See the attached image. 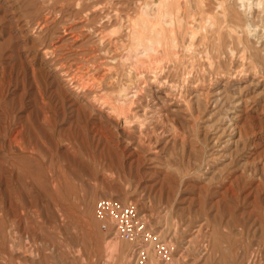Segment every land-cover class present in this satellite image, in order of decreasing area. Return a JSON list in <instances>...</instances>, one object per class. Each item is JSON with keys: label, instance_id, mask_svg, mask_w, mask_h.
Returning <instances> with one entry per match:
<instances>
[{"label": "rangeland", "instance_id": "rangeland-1", "mask_svg": "<svg viewBox=\"0 0 264 264\" xmlns=\"http://www.w3.org/2000/svg\"><path fill=\"white\" fill-rule=\"evenodd\" d=\"M139 257L264 264V0H0V264Z\"/></svg>", "mask_w": 264, "mask_h": 264}, {"label": "built area", "instance_id": "built-area-1", "mask_svg": "<svg viewBox=\"0 0 264 264\" xmlns=\"http://www.w3.org/2000/svg\"><path fill=\"white\" fill-rule=\"evenodd\" d=\"M95 214L100 219L110 222L114 232L123 239L133 240L137 256L142 255L138 243L144 235L145 224L138 214L135 205L131 202H122L115 198L99 197L96 199ZM138 264H143V258L139 257Z\"/></svg>", "mask_w": 264, "mask_h": 264}, {"label": "bare ground", "instance_id": "bare-ground-1", "mask_svg": "<svg viewBox=\"0 0 264 264\" xmlns=\"http://www.w3.org/2000/svg\"><path fill=\"white\" fill-rule=\"evenodd\" d=\"M249 7V6H248ZM145 49H146V51H152V50H154V46L153 45H151V44H149V45H147V47H145ZM150 55V54H149ZM133 57V56H132ZM134 82V81H133ZM135 84V83H134ZM128 92V91H127ZM135 93V92H134ZM127 93H122V94H118V96H117V103H118V107H119V110H120V112L121 113H123V110H124V107H125V105H126V102H127V100H129V99H127ZM132 98V97H131ZM119 101H122L121 103H119ZM129 107V106H128ZM131 108V107H130ZM129 110V109H128ZM123 239V238H122ZM124 240H126V239H124ZM115 245H116V243H115Z\"/></svg>", "mask_w": 264, "mask_h": 264}]
</instances>
